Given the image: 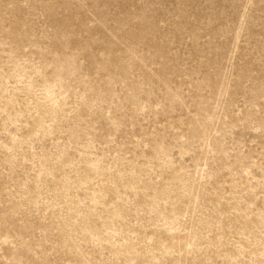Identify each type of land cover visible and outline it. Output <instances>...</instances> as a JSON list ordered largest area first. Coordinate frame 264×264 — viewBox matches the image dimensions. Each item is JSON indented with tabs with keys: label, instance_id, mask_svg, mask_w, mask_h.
Here are the masks:
<instances>
[{
	"label": "rangeland",
	"instance_id": "rangeland-1",
	"mask_svg": "<svg viewBox=\"0 0 264 264\" xmlns=\"http://www.w3.org/2000/svg\"><path fill=\"white\" fill-rule=\"evenodd\" d=\"M0 264H264V0H0Z\"/></svg>",
	"mask_w": 264,
	"mask_h": 264
}]
</instances>
